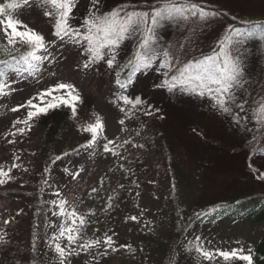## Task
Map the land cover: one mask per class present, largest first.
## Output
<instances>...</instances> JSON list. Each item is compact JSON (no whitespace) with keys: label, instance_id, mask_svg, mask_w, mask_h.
Returning a JSON list of instances; mask_svg holds the SVG:
<instances>
[{"label":"rangeland","instance_id":"1","mask_svg":"<svg viewBox=\"0 0 264 264\" xmlns=\"http://www.w3.org/2000/svg\"><path fill=\"white\" fill-rule=\"evenodd\" d=\"M155 1L167 0H103L99 11L107 14L119 6L129 11L127 5ZM186 1V4L215 3L237 17L264 18V0ZM20 4L5 20L11 15L42 35L47 52L39 53L45 59L34 75L24 69L9 72L6 94L0 95V171L8 174L0 176L4 181L0 184V247L5 244L8 233L17 228L14 216L22 208L17 194L35 192L38 187L35 175L44 168V128L39 124L43 114L25 124L28 111L34 110L27 102L31 99L39 103L33 98L61 83L73 85L81 102L76 105L75 116L63 104L57 108L67 110L71 120L53 147L56 160L45 195L46 226L38 237L43 264H61L57 245L64 249L63 264L165 262L167 251L149 238L150 235L166 236L169 230L164 197L170 182L158 173L153 155L142 142L144 127L151 124L152 118L167 125L189 162L197 168L206 201L224 196L244 180H253L264 187V178H261L264 149L259 148L264 136V114L259 110L264 105V42L248 38L247 31L232 39L230 55L237 52L236 42L241 41L239 51L243 55L247 82L242 89L234 90L238 103L226 105L230 111L225 113L210 95L202 96L182 85L183 77L169 82L170 69L160 67L164 61L162 53H171L172 41L185 27L188 32L192 29L191 19L164 22L156 28L154 47L160 50L159 58L150 68L134 72L133 83L124 90L116 83L117 74L120 78L138 49L141 33L129 36L115 49L113 68L107 67L106 55L85 69L83 65L90 59L86 46L74 44L68 37L61 40L55 36V20L44 15L49 8L43 0H29L28 4L22 0ZM89 7L90 0H74L69 17L72 28L84 31L83 19ZM207 20L212 26L202 39L213 42L225 31L226 25L217 16ZM3 35L7 40L4 32ZM198 42L202 43L201 38ZM165 81L175 87L171 90L161 87ZM66 92L60 90L54 95H66ZM121 96L132 100L139 97L145 103L136 107L126 105ZM97 117L103 129L89 146L91 135L82 129ZM105 145L109 151H105ZM224 178H229L230 184H223ZM263 230L264 222H255L250 216L207 222L190 230L175 244L168 264L207 260L196 251L197 247L213 253L240 249L244 255L259 245ZM69 235L74 242H69ZM109 237L113 241L111 247L105 243ZM213 259L223 260L218 255ZM232 261L238 260L226 262ZM261 261L259 257L256 264ZM0 264L20 263L16 259L4 261L0 256Z\"/></svg>","mask_w":264,"mask_h":264},{"label":"trees","instance_id":"2","mask_svg":"<svg viewBox=\"0 0 264 264\" xmlns=\"http://www.w3.org/2000/svg\"><path fill=\"white\" fill-rule=\"evenodd\" d=\"M9 2L20 4L22 0H0V5ZM186 2V0H167L155 1L151 4L141 3L137 6L127 5L126 7L129 11L150 12L153 8L162 6L164 3L186 4ZM196 5L205 11L215 13V17L224 21L226 29L220 37L215 38V41L208 42L206 38L203 40L202 36L212 26L211 21L190 18L192 29L188 32L185 27L171 43L173 55L170 57L172 66L169 82L181 77V71L187 64L216 53L221 42L226 38H229V51L230 43L235 37L230 30L239 29L242 32L253 26H256L257 30L264 27V18L237 17L221 5L210 2L198 1ZM118 8H122V6ZM10 11L6 10L0 18L5 19ZM208 33H210L209 30ZM200 38L202 43L198 42ZM136 51L126 63L127 67H124L120 74L121 83H126L130 75L131 78L134 76L132 69L135 64ZM22 54H26L25 48L23 46L15 48L9 45L3 31L0 30V61H6L8 65L19 67L22 70L25 67L22 61L17 63ZM130 61L132 64L129 63ZM4 67L0 64V69H4ZM70 120V113L62 109H54L39 117V124L44 128L42 148L44 168L35 175V180L38 183L35 192L23 191L19 195L17 194L22 208L14 216L16 230L8 233L5 244L0 247V256L4 261L12 262L16 259L20 264H43L38 252V237L43 234L46 226L48 207L45 195L49 188L50 173L56 160L53 147L64 129L70 124ZM261 141L263 142L260 143L259 148L264 149V136ZM142 142L153 155L158 173L170 182V187L164 197L169 230L166 236L150 235L149 237L154 244L167 251L168 255L165 262H162L163 264H168L175 244L196 226L225 218L244 216H250L255 222H264V187H259L253 180H244L240 186L234 189L230 188V191L226 192L224 196H219L214 201H206L202 196L197 168L189 162L176 137L164 122L152 118L151 124L144 127ZM224 180L223 184H230L229 178H224ZM262 250H264V230L259 245L244 255H250L252 264H256L259 257H262V261L264 260V255L261 256ZM262 261L261 264H264ZM195 264H247V262L241 260L226 262L212 259L198 261Z\"/></svg>","mask_w":264,"mask_h":264},{"label":"snow or ice","instance_id":"3","mask_svg":"<svg viewBox=\"0 0 264 264\" xmlns=\"http://www.w3.org/2000/svg\"><path fill=\"white\" fill-rule=\"evenodd\" d=\"M28 3L29 0H23V4ZM43 3L49 8L44 15L55 20V36L61 40L68 37L74 44H79L82 47L86 46V52L90 59L83 65L85 69L103 60L106 55L109 57L105 61L107 67L109 69L113 68L116 59L115 49L119 48L120 44L129 36L134 33H141L138 50L134 57L135 64L132 69L133 73L141 70V68H150L153 61L159 58L160 50L154 47L156 39L155 30L158 26L170 21L185 22L190 18L206 21L209 17L215 15V13L199 8L194 3H164L162 6L153 8L150 12L127 11L123 8H117L104 14L99 11V6L103 3V0H90L87 16L83 19L84 31L81 32L72 28L69 24V17L73 11L74 0H43ZM20 6L22 5L12 2L0 5V17L4 15L6 10H15ZM0 30L4 32L9 45L15 47L16 44H20L25 48L26 54H22L20 61H17V63L19 64L22 61L25 66L24 71H27L29 75H34L39 70V64L45 59V56L39 53L47 52L44 37L36 31L29 29L19 20H14L11 15H8L6 20L0 18ZM230 31L238 37L245 35L239 29ZM247 36L248 38L264 42V27L259 28L258 31L256 26L249 28L247 30ZM228 42L229 38H226L225 41L221 42V46L216 53L202 60L187 64L181 71V77L183 79L180 80V83L188 86L191 91H198L202 96L205 94L210 95L217 107L225 113L230 111L226 105L238 103L235 101L234 90L238 88L242 89L247 82L243 68V55L239 51L241 41L236 42L237 52L232 55L228 51ZM162 54L164 61L160 64V67L170 69L172 60L169 57L173 54L168 51H164ZM129 63L132 64L131 61ZM0 64L5 66L4 69H0V95H3L6 94L4 89L8 87V73L20 72L21 69L8 65L6 61H0ZM116 83L121 89L126 90L133 81L130 75L126 83H121L119 74H117ZM164 86H167L171 90L175 87V84H169L165 81L161 87ZM60 90H67L66 95L55 96L54 93ZM45 97H51V100L46 101ZM33 99H38L39 103H33L31 99L27 102V106L34 110L28 111L27 120L23 121L25 124L42 114L46 115L50 110L59 108L61 104L69 107L73 116H75L76 105L81 102V98L76 93L74 86L63 83L56 85L52 89H46L44 92L39 93L38 97H34ZM120 99L124 104H131L133 107L142 106L145 103L139 97L132 100L127 96H121ZM239 107L242 108L243 105H239ZM120 110L124 111L123 108ZM259 110L264 114V105H261ZM13 111H18V109H13ZM146 114L151 115V112L146 111ZM102 129L103 124L99 117L96 118L94 123L83 127L82 130L91 135L89 146L95 143ZM105 151H109L107 145H105ZM6 175L8 174L0 171V176ZM261 178H264V174H261ZM3 183L4 181L0 180V184ZM7 222L5 221V223ZM61 235H63V232ZM67 239L70 243L74 242V238L71 235ZM105 243L111 247L113 241L109 237L105 240ZM196 251L207 260H212L214 255H218L224 261L237 259L245 261L247 264H252L251 256L241 255L242 250L240 249L213 253L197 247ZM56 252L61 257V264H63L64 249L57 245Z\"/></svg>","mask_w":264,"mask_h":264}]
</instances>
